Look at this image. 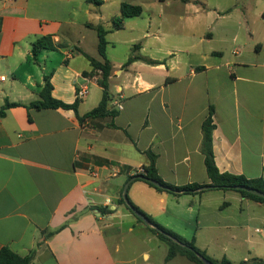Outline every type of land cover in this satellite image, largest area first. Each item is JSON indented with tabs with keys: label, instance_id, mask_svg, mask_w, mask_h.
<instances>
[{
	"label": "crops",
	"instance_id": "obj_1",
	"mask_svg": "<svg viewBox=\"0 0 264 264\" xmlns=\"http://www.w3.org/2000/svg\"><path fill=\"white\" fill-rule=\"evenodd\" d=\"M101 1L0 0V111L18 104L0 114V249L32 252L30 264H122L124 184L150 152L164 182L209 185L200 148L210 108L218 171L264 179V0H158L119 30L110 20L129 2ZM109 2L117 7L107 15ZM98 24L109 31L107 108L116 114L95 125L73 110L25 108L44 76L79 117L98 105L101 73L87 58L102 61ZM41 36L55 49L33 56ZM131 55L141 59L124 65ZM127 196L217 264L264 259L262 202L234 190L175 196L140 180Z\"/></svg>",
	"mask_w": 264,
	"mask_h": 264
},
{
	"label": "trees",
	"instance_id": "obj_2",
	"mask_svg": "<svg viewBox=\"0 0 264 264\" xmlns=\"http://www.w3.org/2000/svg\"><path fill=\"white\" fill-rule=\"evenodd\" d=\"M88 3H93L96 5L101 4V0H85ZM142 13V8L139 5H132L129 3H121L119 7V15L113 17L111 20V30H119L123 26V20L127 17H137ZM97 34V52L101 57L102 61H95L89 57H87L90 61V64L93 70H100L101 75L98 80L99 85L102 87V95L98 105L84 114L82 117H79L76 113L77 109V102L72 104H66L62 101L56 100L51 96V84L49 82V76H44V85L39 93V99L31 102L28 105H25V108H34V109H64V110H73L79 119L82 122L85 118H90L93 121V124L96 125L97 121L103 120L105 118H112L115 114V110H108V104L111 100L110 95L108 93V77L111 72V64L109 63L106 57V35L109 32L102 26L101 24L98 25H90ZM54 50V44L51 41L50 36H41L35 39L31 44V52L33 56L39 53L41 50ZM135 59H141L136 55H131L124 65H127L134 61ZM147 63H154L151 60H145ZM18 105L17 103H5L4 108L6 107H14ZM3 109L0 111V114H3ZM113 126V124H110ZM213 122H212V108L209 109L208 116L204 120L201 126L202 132V141H201V153L204 155V165L205 170L210 181L209 185L213 186L212 189L216 190H231L228 189V186L234 185H243L247 187H251L255 190H258L264 193V179L257 178V179H247L240 175H232L229 173H221L215 166L213 152H212V142H211V133L213 130ZM149 158V164L147 166H143V172L139 173L135 170V175H144L145 177L158 182L163 188L157 187L152 185L149 182L140 180L150 187L154 188L157 191H165L171 193L175 196L184 195V194H200L204 192L203 187L205 185H199L196 183L185 184L181 186H176L167 182H164L157 174L154 163H155V155L151 154L150 152H146ZM132 177V176H130ZM129 177V178H130ZM238 192L241 196L245 198H249L251 200L262 202L264 203V199L257 197L255 195L249 194L242 190H234ZM129 204L146 216L149 221L155 226V229L148 228L152 233L156 235V237L162 241L167 246V254L165 256V261L172 259L175 256H182L188 259L193 264H203L201 260L197 257V255L203 256L205 259L217 264L216 261L207 257L204 252L200 251L194 245L193 238L191 240H186L183 237L179 236L178 234L174 233L173 231L163 227L162 225L155 222L150 216L142 212L139 208H137L128 198ZM118 203L122 204L126 207V209L132 214L131 210L125 204L122 196L119 197ZM102 213H110V210L100 211ZM133 215V214H132ZM134 216V215H133ZM138 222H141L136 216H134ZM33 257V253H29L26 256H19L9 250L7 247H3L0 249V264H30ZM219 264H231L226 259H222ZM239 264H264V259H257L253 258L248 261H242Z\"/></svg>",
	"mask_w": 264,
	"mask_h": 264
},
{
	"label": "rangeland",
	"instance_id": "obj_3",
	"mask_svg": "<svg viewBox=\"0 0 264 264\" xmlns=\"http://www.w3.org/2000/svg\"><path fill=\"white\" fill-rule=\"evenodd\" d=\"M131 2L133 5L149 6L152 3H157L158 0H123ZM93 4V3H92ZM115 5L111 2L103 10L107 15L114 13ZM117 13V12H116ZM119 14H117L118 16ZM116 17V16H115ZM111 21V20H110ZM103 26V25H102ZM128 32H120L118 35L123 36ZM119 52L125 51L122 47H117ZM129 212V211H128ZM119 238L118 244L120 247L117 255L122 264H193L188 259L182 256H176L169 262L165 261L167 254V246L160 241L154 233H152L142 222H138L136 218L129 212L127 217H122L118 221ZM131 228V230H129ZM190 239V236H186ZM144 255V256H143Z\"/></svg>",
	"mask_w": 264,
	"mask_h": 264
},
{
	"label": "water",
	"instance_id": "obj_4",
	"mask_svg": "<svg viewBox=\"0 0 264 264\" xmlns=\"http://www.w3.org/2000/svg\"><path fill=\"white\" fill-rule=\"evenodd\" d=\"M135 180H143V181H146V182H149L151 183L152 185L154 186H157V187H160V188H163V186H161L158 182L154 181V180H151L147 177H145L144 175H135V176H132L130 177L126 183L124 184L123 186V189H122V193H121V196L125 202V204L127 205V207L131 210L132 214L134 216H136L138 219L141 220V222L143 224H145L146 226L150 227V228H153L155 229V226L149 221V219L144 216L142 213H140L139 211H137L136 209H134L130 204H129V201L127 199V190H128V187L130 185L131 182L135 181ZM213 186L211 185H207L205 187H203L202 189H212ZM228 189H231V190H242V191H245L249 194H252V195H255L257 197H260L262 199H264V193L258 191V190H255L251 187H247V186H243V185H234V186H228L227 187ZM197 257L201 260V262L203 264H214L213 262L205 259L203 256L201 255H197Z\"/></svg>",
	"mask_w": 264,
	"mask_h": 264
},
{
	"label": "built area",
	"instance_id": "obj_5",
	"mask_svg": "<svg viewBox=\"0 0 264 264\" xmlns=\"http://www.w3.org/2000/svg\"><path fill=\"white\" fill-rule=\"evenodd\" d=\"M98 73H101L100 70H97ZM1 80H4V77H1L0 78ZM88 93V88L87 86H81L77 89L76 93H75V96H76V99H83ZM119 108H120V105H117ZM137 171L139 173H142L143 172V169L142 167L141 168H138ZM107 203H108V200H107Z\"/></svg>",
	"mask_w": 264,
	"mask_h": 264
}]
</instances>
